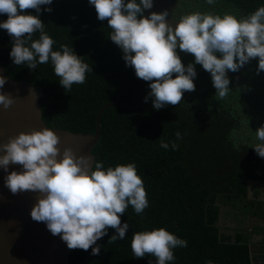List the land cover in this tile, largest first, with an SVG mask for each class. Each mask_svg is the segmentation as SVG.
Returning <instances> with one entry per match:
<instances>
[{
    "label": "trees",
    "instance_id": "1",
    "mask_svg": "<svg viewBox=\"0 0 264 264\" xmlns=\"http://www.w3.org/2000/svg\"><path fill=\"white\" fill-rule=\"evenodd\" d=\"M262 6L264 0H215L213 5L206 0H153L155 10H150H167L174 27L182 16L197 11L240 19ZM49 7L51 12L44 11ZM150 10L144 15H150ZM27 14L39 15L45 31L56 41L54 51L61 44L72 46L92 71L86 73L84 84H74L66 93L51 61L31 71L26 65H15L10 58L13 40L0 29V66L5 74L14 81L30 78L39 94L42 120L51 128L94 133L99 110L122 104L102 111L100 139L92 153L105 169L134 163L149 201L142 216L129 205L120 217L121 225L129 224L123 240L108 244L117 234L109 228L93 245L100 246L98 255H92L91 248L70 250L68 264H156L152 256L135 259L131 239L136 232L161 227L188 242L186 248L173 250L176 259L170 264H206L209 260L213 264H259L262 258L254 248L264 250V199H260L258 185H249L264 184V158L251 148L259 143L254 133L264 125V72L257 74L258 58L245 64L240 75L239 71L228 72L231 90L227 99H213L216 90L204 70L194 79V92L179 105L157 111L152 106L154 97L148 96L150 82L137 78L134 69L126 66L122 50L110 40L107 21L97 19L89 0H53L41 6L39 14L35 10ZM6 20V15H0V22ZM39 35L35 33L33 40ZM177 53L185 67L194 63L191 54L179 49ZM201 67L195 65V70ZM176 132L182 140L176 141ZM161 136L166 142L176 141L178 150L160 148Z\"/></svg>",
    "mask_w": 264,
    "mask_h": 264
},
{
    "label": "clouds",
    "instance_id": "2",
    "mask_svg": "<svg viewBox=\"0 0 264 264\" xmlns=\"http://www.w3.org/2000/svg\"><path fill=\"white\" fill-rule=\"evenodd\" d=\"M206 2L213 5L215 0ZM52 3L53 0H0V15L7 16L0 22V29L13 40L10 58L15 65H26L31 71L51 61L60 86L68 93L74 84L85 83L86 73L92 68L75 54L72 46L61 44L60 50L54 51L56 41L45 31L39 15L27 14L29 10L39 14L41 6ZM89 4L94 6L99 21H107L112 30L110 40L122 50L126 66L134 69L137 78L150 82L148 96L154 97L152 106L157 111L179 105L185 92L195 91V65L210 73L216 90L213 99L217 101L227 99L231 90L228 72L236 73L257 58V74L264 72V6L240 19L227 13L221 17L197 11L182 16L173 27L167 10L144 15L153 8V0H89ZM35 33H40L39 39L33 40ZM177 49L194 56V63L185 67ZM5 83L0 76V89ZM13 103L10 94L0 92L4 110ZM254 134L259 143L251 148L264 158V125ZM175 137L176 141L183 138L180 132ZM176 141L166 142L161 136L159 147L178 150ZM59 144V136L48 127L22 132L0 144V152L4 153L0 155V167L7 171L10 164H16L23 169L7 175L5 187L13 195L40 193L31 219L45 223L69 250L91 248L92 255H98L100 246L93 245L108 234L109 228L117 234L110 237L108 244L125 238L129 224L121 225L120 217L129 205L138 216L149 207L144 181L134 163L105 169L103 162H95L90 169V157H77L71 148H65L58 160ZM187 246L186 240L163 227L136 232L131 239L133 257L152 256L156 264H170L176 259L173 250Z\"/></svg>",
    "mask_w": 264,
    "mask_h": 264
},
{
    "label": "water",
    "instance_id": "3",
    "mask_svg": "<svg viewBox=\"0 0 264 264\" xmlns=\"http://www.w3.org/2000/svg\"><path fill=\"white\" fill-rule=\"evenodd\" d=\"M203 71L201 67L196 73L198 75ZM240 74L241 71L238 75ZM0 76L6 79L0 92L10 94L14 100L7 110L0 106V144L7 143L10 137L18 136L22 132L28 134L48 127L42 120L39 94L37 88L29 83L30 78L14 81L5 74L1 66ZM188 95L189 92H186L182 100ZM110 106L123 105L112 103L103 106L96 115L94 133L80 134L48 127L60 138L61 155L58 160L62 159L65 148H71L77 157H90L91 169L95 162L92 148L100 139V115ZM3 154L0 152V155ZM12 171L20 173L23 169L16 164H10L7 171L0 167V264H68L70 250L66 243L60 236H53L45 223L31 219V210L41 194L22 192L13 195L5 187V177ZM251 183L264 186L257 182H250L249 185ZM248 194L251 195V191ZM250 252L253 257V248ZM252 264L256 263L253 261Z\"/></svg>",
    "mask_w": 264,
    "mask_h": 264
},
{
    "label": "flooded vegetation",
    "instance_id": "4",
    "mask_svg": "<svg viewBox=\"0 0 264 264\" xmlns=\"http://www.w3.org/2000/svg\"><path fill=\"white\" fill-rule=\"evenodd\" d=\"M258 187H260L261 188V196H260V199H264V186H258ZM260 221H258V223H259ZM257 223V222H256ZM261 223V222H260ZM255 250H256V252H257V255H259L258 256V258H262V260L260 261V262H258L259 264H264V250H260V249H258V248H254Z\"/></svg>",
    "mask_w": 264,
    "mask_h": 264
},
{
    "label": "rangeland",
    "instance_id": "5",
    "mask_svg": "<svg viewBox=\"0 0 264 264\" xmlns=\"http://www.w3.org/2000/svg\"><path fill=\"white\" fill-rule=\"evenodd\" d=\"M167 1V0H166ZM161 7H162V5H160V8H158V10L160 11L161 10ZM153 10H155V8H153ZM150 12H151V10H150ZM226 221V220H225Z\"/></svg>",
    "mask_w": 264,
    "mask_h": 264
}]
</instances>
